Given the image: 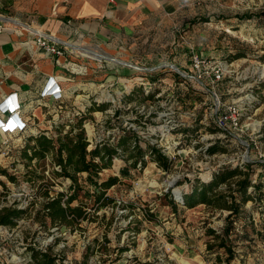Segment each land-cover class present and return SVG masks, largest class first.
Segmentation results:
<instances>
[{
    "label": "rangeland",
    "instance_id": "rangeland-1",
    "mask_svg": "<svg viewBox=\"0 0 264 264\" xmlns=\"http://www.w3.org/2000/svg\"><path fill=\"white\" fill-rule=\"evenodd\" d=\"M211 1L206 6L201 1L197 4L199 22L180 41L190 56L193 50L206 59V71L215 66L222 69L219 81L194 79L190 60L185 68L176 65L186 73L182 75L168 66L170 57L160 56L144 62V70L118 73L119 91L100 95L109 106L94 112L95 117L83 110L88 123L83 122L82 127L89 149L95 144L115 145L123 129L130 130L140 146L156 144L167 154L171 159L167 171L145 156L143 167L129 168L123 175L119 171L126 154L118 147L121 155L113 157L112 166L93 175L94 180L109 174L119 176L121 181L106 190L112 203L97 210L88 208L85 219L62 227L38 221L36 215H41L45 189L50 196L56 191L66 193L70 180L52 173L56 167L50 154L28 165L21 158V145L34 134L1 141L0 166L15 180L0 174V208L17 206L26 212L13 225L0 224V264H34L28 244L47 250L56 264H218L214 253L206 251L204 229L205 225L221 228L227 212L199 204L173 213L164 193L169 191L179 200L191 183L209 180L223 165L264 162V0ZM238 51L245 55L234 56ZM129 76L135 84L128 92L121 82ZM148 94L153 95L145 98ZM232 102L241 108L238 127H225L227 133L212 131ZM77 120L63 113L52 125V136L68 131ZM44 130L39 128L36 134ZM217 144L224 151H207ZM253 169L252 182L260 181L264 192V166L256 163ZM78 181L83 190L73 204L86 201L84 190L94 187L85 172L78 175ZM263 204L264 197L248 200L236 218L234 226L241 237L231 234L236 253L232 264H264V235L255 232ZM244 223L247 234H243ZM136 227L138 231H134ZM120 247L124 249L120 251Z\"/></svg>",
    "mask_w": 264,
    "mask_h": 264
},
{
    "label": "crops",
    "instance_id": "crops-1",
    "mask_svg": "<svg viewBox=\"0 0 264 264\" xmlns=\"http://www.w3.org/2000/svg\"><path fill=\"white\" fill-rule=\"evenodd\" d=\"M200 1L204 6L212 2L0 0V22L6 26L0 31V103L6 98L17 100L20 108L15 112L27 124L13 134L0 132V146L8 137L35 135L39 128L55 134L52 125L63 113L85 114V109L95 117L99 110L95 106L106 102L100 95L120 89L117 74L144 70L142 65L149 59L167 56L170 64L185 68L190 55L180 38L189 36L199 22ZM38 35L57 43L63 53L40 48ZM53 79L63 89L61 98L41 95ZM123 79L122 87L129 92L135 81L130 76ZM0 118L12 119L8 111L0 112Z\"/></svg>",
    "mask_w": 264,
    "mask_h": 264
},
{
    "label": "trees",
    "instance_id": "trees-1",
    "mask_svg": "<svg viewBox=\"0 0 264 264\" xmlns=\"http://www.w3.org/2000/svg\"><path fill=\"white\" fill-rule=\"evenodd\" d=\"M245 17V16H244ZM247 17V16H246ZM245 52L238 51L234 56H244ZM230 57V56H229ZM148 94L145 98L152 96ZM108 102H101L95 106L96 109H105ZM83 113L75 115L79 120L76 124L63 134L58 133L56 137L47 134L45 131L38 132L36 135H30L24 145H21L20 156L27 163L33 159L37 161L45 158L47 154L52 157V162L56 167L52 173L56 177H64L70 180L66 193L56 191L50 196L48 189H45L43 195L45 200L40 204L41 215H36V219L42 222H49L62 227H72L85 219L90 213L88 208L97 210L106 206L113 201V197L106 194V190L116 185L121 180L119 176L109 174L102 180L93 179L101 169L112 166L113 157L121 155L117 148L120 147L125 152L124 164L119 172L123 175L129 171V168H141L145 165V156L154 162L159 168L168 170L171 165V159L156 144L146 142L142 147L136 139L137 136L133 131L123 129V133L118 137L115 145L95 144L92 148H88L89 140L86 137L82 123L85 121ZM212 131H221L227 133L226 128L214 123ZM224 148L212 145L207 148L209 153H214ZM260 164L264 166V162H244L242 165H223L211 174V178L207 181L196 180L191 183L190 189L184 192L179 200L171 197L169 191L164 195L168 197V205L171 206L173 213L184 208H191L199 204H204L212 210L226 211L223 217V225L221 228H213L205 225L204 233L207 236L205 246L209 255L214 253L216 263L232 264L236 257L234 250V241L231 234L240 238L238 230L234 226V222L239 214L242 213L244 204L250 199H259L264 197L262 192V184L260 181L252 182L251 174L254 171L253 165ZM138 164V165H137ZM87 173L91 179L93 190H84L86 201L79 200L77 204L73 201L78 198V191L83 190L82 185L78 181V175ZM5 175L14 181L15 176L9 174L5 168L0 166V174ZM129 173V172H128ZM3 183V182H2ZM252 187L253 190H248ZM257 192V196L255 193ZM263 195V196H262ZM179 201V202H178ZM91 202V207L87 206ZM180 203V204H179ZM258 213L257 227L255 232L260 236L264 235V204ZM26 210L17 208V206H3L0 208V224L13 225ZM150 214H148L149 216ZM247 223L242 226L243 234H247ZM130 228V225L127 226ZM134 231H138L136 227ZM124 248L120 247V251ZM30 258L34 264H56L55 256L51 255L47 250H41L27 245ZM211 257V256H209Z\"/></svg>",
    "mask_w": 264,
    "mask_h": 264
},
{
    "label": "built area",
    "instance_id": "built-area-1",
    "mask_svg": "<svg viewBox=\"0 0 264 264\" xmlns=\"http://www.w3.org/2000/svg\"><path fill=\"white\" fill-rule=\"evenodd\" d=\"M6 26H4L0 22V31H2ZM36 43L40 48L43 50L54 54V55H60L63 53V49L59 47V45L55 42L50 41L48 38L38 35L36 36ZM190 63L192 66V70L194 74L192 77L194 79H201V78H209L212 82H217L223 75V71L219 66H215L210 71H206V59L200 55L195 54L193 50H191V56H190ZM42 96H52L55 99L61 98L63 95V89L59 87V85L56 83V81L53 79L41 92ZM20 104L17 100H12L10 98H6L4 101L0 103V112L5 113L8 111L10 113V116L12 119L8 120H2L0 118V132L7 133V134H13L16 131H23L26 128V122L21 120L19 116L17 115V111L20 108ZM16 111V112H15ZM80 112H75V115H78ZM241 108L238 104H235L234 102L228 104L226 106V109L221 114V117H219V125L223 128L225 127H231V128H237L240 123V117H241ZM12 121V122H11Z\"/></svg>",
    "mask_w": 264,
    "mask_h": 264
},
{
    "label": "water",
    "instance_id": "water-1",
    "mask_svg": "<svg viewBox=\"0 0 264 264\" xmlns=\"http://www.w3.org/2000/svg\"><path fill=\"white\" fill-rule=\"evenodd\" d=\"M168 66H170L171 68H173L175 71H177L178 73L184 75L186 73H184L183 71H181L176 65L174 64H168ZM188 75V74H187Z\"/></svg>",
    "mask_w": 264,
    "mask_h": 264
},
{
    "label": "bare ground",
    "instance_id": "bare-ground-1",
    "mask_svg": "<svg viewBox=\"0 0 264 264\" xmlns=\"http://www.w3.org/2000/svg\"><path fill=\"white\" fill-rule=\"evenodd\" d=\"M99 57H105V56L102 55V54H101V55L99 54ZM108 58H109L110 60H113V61H119V60H117V58H110V57H108ZM123 62H125V61H123ZM128 64H129V63H128Z\"/></svg>",
    "mask_w": 264,
    "mask_h": 264
}]
</instances>
